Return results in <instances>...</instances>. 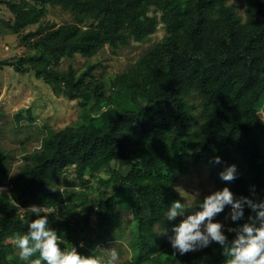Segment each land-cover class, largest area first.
I'll list each match as a JSON object with an SVG mask.
<instances>
[{"label":"trees","instance_id":"16d2710c","mask_svg":"<svg viewBox=\"0 0 264 264\" xmlns=\"http://www.w3.org/2000/svg\"><path fill=\"white\" fill-rule=\"evenodd\" d=\"M6 2L13 19L0 17V25L15 33L38 25L23 35L30 53L0 64L33 70L56 96L74 101L81 119L49 128L39 146L21 156L13 177L12 153L0 152V187L9 185L8 193L0 192V264H27L15 252L14 237L28 232L22 218H36L29 209L34 204L53 210L50 227L83 256L124 238L128 225L131 264H226L229 257L215 242L173 255L156 225L173 201L182 202L176 182L192 168H207L215 186L228 187L235 198L264 201V0H245L244 15L231 0ZM48 5L69 11L73 21L41 23ZM159 23L164 36L111 78L109 88L94 78L95 63L79 74L72 65L58 69L63 58L92 57L105 46L115 53L146 40ZM215 156L222 163L215 164ZM113 160L127 162L128 171L119 172ZM233 164L237 178L222 181L219 173ZM102 172L113 181L112 191L89 198L90 180L105 183ZM118 194L131 209L129 222L117 211ZM254 215L245 206L243 219L225 227L229 241L235 233L227 228Z\"/></svg>","mask_w":264,"mask_h":264},{"label":"rangeland","instance_id":"374dc122","mask_svg":"<svg viewBox=\"0 0 264 264\" xmlns=\"http://www.w3.org/2000/svg\"><path fill=\"white\" fill-rule=\"evenodd\" d=\"M6 1L0 0V17L7 22H11L13 14ZM231 3L236 7L239 14H245V0H231ZM46 10V16L41 20V23L50 22L58 25L73 21V15L58 6L48 5ZM37 25H28L21 31L15 33L11 31L10 26L7 24H1L0 61L11 59L12 57L14 59L15 56L30 53L31 50L28 48V44H25L23 35L28 31L36 29ZM164 34L165 29L159 23L156 30L146 40H132L126 45H120L115 53L111 51L109 46H105L92 57H83L77 54L70 58H63L58 69L64 70L68 65H72L79 74L89 64L95 63L96 67L92 71L94 78L101 79L106 83L107 88H109L108 84L111 78L129 69L146 52L147 48L159 41ZM123 100L131 101L127 96H123ZM260 107H262L264 112V97L260 103ZM18 113L21 116L20 119L16 118V114ZM80 115L81 110L75 106L73 100L70 101L61 96H56L50 85L42 79L36 78L33 70L27 73H19L10 65L0 64V152L12 153L13 163L10 177H13L17 172L18 166L21 163V156L26 151H31L38 147L40 139L49 128L59 129L66 124L80 120ZM29 118L32 119L30 120ZM112 166L123 174L129 169V164L120 160H113ZM70 173L69 177L73 178V174ZM101 176L106 179L102 185H100L97 179L90 180L89 183L93 186L94 190L90 192L89 198H97L102 194L106 195L112 191L113 181L109 178V174L102 172ZM2 187L6 189V193L9 192V185ZM176 188L182 197L181 203L186 202L190 209L186 211L184 216H178L173 221L164 219L163 223L156 225L157 233L169 241V237L175 235L172 228L178 226L187 215L201 210L199 204L203 202L206 196L215 191H219L208 169L205 167H200L197 170L192 168L190 173L180 176L176 182ZM255 196L257 197V195ZM116 208L122 220L128 222L131 220V209L127 199L121 194H118L116 198ZM229 212L230 207L226 211L218 214L215 220L223 223L227 227L232 222L230 219H225ZM165 230L167 234H162ZM128 231L129 228L127 225L125 226L124 238L98 245V253L95 256H104L107 258L108 249L115 247L120 256L119 264H131ZM79 235L80 237L82 236L81 233ZM80 239L82 242L80 241L79 243L85 244L84 238ZM15 252L19 255V249L17 247H15ZM92 255L90 254V256ZM8 258L12 262L15 260L14 254H10Z\"/></svg>","mask_w":264,"mask_h":264},{"label":"clouds","instance_id":"9594fccd","mask_svg":"<svg viewBox=\"0 0 264 264\" xmlns=\"http://www.w3.org/2000/svg\"><path fill=\"white\" fill-rule=\"evenodd\" d=\"M213 162L222 163L219 156H215ZM219 176L222 181H234L237 178V166H227ZM5 191L6 189L0 187V192ZM225 206H230V212L225 219L233 222L243 219L245 206L255 213L254 216H249V222L235 228H227V232L235 233L231 241L225 235V225L215 220V217L224 211ZM199 208L201 210L187 215L178 226L172 228L175 235L169 239L173 255L177 252L184 255L202 250L215 242L223 249L222 254L229 257L226 264H264V201H255L244 196L235 198L230 189L224 187L206 196ZM29 209L36 218H22L28 226V232L24 235L17 233L14 237L20 260L28 264H119L120 256L115 247L108 249L107 258L83 256L73 246L70 250H62L61 245L65 241L49 224V215L53 210L35 204ZM188 209L190 208L186 202L175 200L164 218L173 221L178 216H184ZM55 218L60 220L63 217L57 215ZM162 234H167L166 230ZM80 246L83 247V243ZM37 254L38 258L32 259Z\"/></svg>","mask_w":264,"mask_h":264},{"label":"built area","instance_id":"2783aa9c","mask_svg":"<svg viewBox=\"0 0 264 264\" xmlns=\"http://www.w3.org/2000/svg\"><path fill=\"white\" fill-rule=\"evenodd\" d=\"M80 241H81V240H80ZM80 241H79V242H80ZM81 242H82V241H81ZM79 245H81V243H79ZM73 247H75V248L77 249L76 245H74ZM64 248L68 249L66 245H63V244H62V245H61V249L63 250Z\"/></svg>","mask_w":264,"mask_h":264},{"label":"bare ground","instance_id":"6f19581e","mask_svg":"<svg viewBox=\"0 0 264 264\" xmlns=\"http://www.w3.org/2000/svg\"><path fill=\"white\" fill-rule=\"evenodd\" d=\"M80 246V245H79ZM77 250V249H76Z\"/></svg>","mask_w":264,"mask_h":264}]
</instances>
